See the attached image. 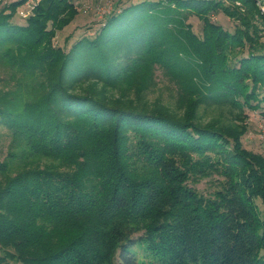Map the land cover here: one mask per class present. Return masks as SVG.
Here are the masks:
<instances>
[{"label":"trees","instance_id":"obj_1","mask_svg":"<svg viewBox=\"0 0 264 264\" xmlns=\"http://www.w3.org/2000/svg\"><path fill=\"white\" fill-rule=\"evenodd\" d=\"M27 1L0 7V264H264V153L242 141L245 109L264 119L259 0H141L68 51L74 1L13 22Z\"/></svg>","mask_w":264,"mask_h":264},{"label":"rangeland","instance_id":"obj_2","mask_svg":"<svg viewBox=\"0 0 264 264\" xmlns=\"http://www.w3.org/2000/svg\"><path fill=\"white\" fill-rule=\"evenodd\" d=\"M13 0H0V7ZM36 0H28L24 5L20 6L12 18L13 22L24 23L25 18L29 15L32 5ZM78 9V15L63 29L57 31L53 43L54 45L62 47L65 51H68L70 47L81 37H92L94 31L98 29L104 18L110 13L118 12L122 8L129 4L139 2L141 0H73ZM257 6L261 13L264 14V0H259ZM110 11V12H109ZM211 20L220 24L228 31H233L236 21L225 16L221 11L214 12L210 15ZM195 33L198 35L201 33L202 22L194 15H191L187 20ZM264 41V30L263 38ZM5 76L0 72V77ZM154 80L157 84L156 92L151 93V96H155L159 93L164 100L169 99L170 91L167 85V79L161 74L159 70H154ZM11 86V85H8ZM3 87V83L0 81V88ZM248 114L246 120L247 132L243 135L242 141L245 148L255 152L264 153V119L259 111H252L245 109ZM11 145V133L7 126L0 123V162L3 161L8 152L12 150ZM47 162V161H46ZM8 175H13L20 169L22 164L17 161L8 163L7 167ZM1 178V176H0ZM199 191L206 193L212 190L211 184L207 179L201 180L194 185ZM140 260L143 259V254H138ZM10 264H20L18 262H11Z\"/></svg>","mask_w":264,"mask_h":264},{"label":"built area","instance_id":"obj_3","mask_svg":"<svg viewBox=\"0 0 264 264\" xmlns=\"http://www.w3.org/2000/svg\"><path fill=\"white\" fill-rule=\"evenodd\" d=\"M110 12V11H109Z\"/></svg>","mask_w":264,"mask_h":264},{"label":"crops","instance_id":"obj_4","mask_svg":"<svg viewBox=\"0 0 264 264\" xmlns=\"http://www.w3.org/2000/svg\"><path fill=\"white\" fill-rule=\"evenodd\" d=\"M37 1V0H36Z\"/></svg>","mask_w":264,"mask_h":264}]
</instances>
